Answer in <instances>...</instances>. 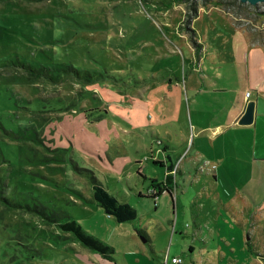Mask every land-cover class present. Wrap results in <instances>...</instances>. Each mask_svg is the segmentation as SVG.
Segmentation results:
<instances>
[{
    "label": "rangeland",
    "instance_id": "374dc122",
    "mask_svg": "<svg viewBox=\"0 0 264 264\" xmlns=\"http://www.w3.org/2000/svg\"><path fill=\"white\" fill-rule=\"evenodd\" d=\"M208 1L197 0L195 14L191 0H0V264H163L173 256L184 264H264V187L252 186L256 174L241 165L234 173V197L223 193L215 203L228 217L205 219L211 241L195 237V172L167 185L171 172L155 163L169 148H181L174 159L184 152L176 131L184 121L188 128V110L178 109L174 125L156 105L170 104V84L192 74L211 20L202 8L218 5L252 42L264 43V3ZM20 59L62 63L54 71L59 79L31 77ZM205 65L216 70L209 59ZM137 153L151 156L138 163ZM89 171L119 201L137 206L134 220L105 213ZM163 179L173 199L159 192ZM35 204L45 213L66 211L63 217L113 247V256L101 257L46 221ZM210 206L203 205L205 218Z\"/></svg>",
    "mask_w": 264,
    "mask_h": 264
},
{
    "label": "crops",
    "instance_id": "0c3cea01",
    "mask_svg": "<svg viewBox=\"0 0 264 264\" xmlns=\"http://www.w3.org/2000/svg\"><path fill=\"white\" fill-rule=\"evenodd\" d=\"M215 10L219 11L213 14ZM201 12H207L211 20L207 34L205 32L201 39L202 47L194 56L197 57V61L193 62L192 74L186 75L184 81L177 78L170 84L169 91L174 95L170 104L156 105L161 113L167 112L168 117L165 121L169 120L174 125L178 121L175 118L178 115V109L188 110V128L184 121V124L176 131V139L183 142L181 147L184 148V152L174 159L176 148L172 147L173 150L169 148L166 153H163L166 156L165 159L161 160L159 157L156 159L166 165L167 172H171L169 183L167 180L165 182L168 183L167 185H173L179 174L183 177L187 173L195 172V179L192 182L193 185L198 184V191L196 195L194 194L192 202L194 209L195 206L199 208L198 212H195L198 226L195 237L199 234L207 235L211 240L212 233L203 230L205 219L214 221L216 216H219L220 220L228 217L221 208L217 212L215 203L217 204L218 198L223 200V193L228 199L234 197L233 192L239 188L234 180L236 176L234 173L239 170L240 165L245 168L241 171H251L252 175L256 174L257 180L252 183L253 187H264V43L252 42L248 34L238 28L218 5L203 7ZM220 24L226 28V32L216 29ZM207 59L215 64L213 69L216 68V70L211 71L206 67ZM247 91H251L250 97L246 96ZM251 100L256 102L254 122L249 125L239 124ZM191 136L193 143L190 146ZM149 156L151 155L144 153L140 156L137 153L135 160L141 163L142 158ZM204 160L217 164V168L201 170L200 163ZM201 173L209 177L203 181L204 175ZM231 173L233 179H231ZM210 177H212L211 180L208 179ZM164 181L163 179L159 183ZM217 184L224 185L220 186L224 189L219 191ZM209 186L213 190L212 195L202 191V189L207 190ZM169 194H171L170 191ZM202 194L207 198L201 203L199 198H202ZM140 195H143L142 192ZM154 195L153 193L150 196ZM207 201L211 206L205 218L202 213L203 205ZM122 202L131 204L128 201ZM248 203L249 199L245 196L244 204L249 205ZM223 207L228 213L234 215L227 203H223ZM192 248L193 246H191L193 253Z\"/></svg>",
    "mask_w": 264,
    "mask_h": 264
},
{
    "label": "trees",
    "instance_id": "16d2710c",
    "mask_svg": "<svg viewBox=\"0 0 264 264\" xmlns=\"http://www.w3.org/2000/svg\"><path fill=\"white\" fill-rule=\"evenodd\" d=\"M187 0H184L186 2ZM189 1V0H188ZM209 1L208 0H203V5H207ZM189 7L195 12V14L198 13V2L197 0H191ZM193 17L192 15H189ZM263 44V43H262ZM18 66L26 69L29 71V74L31 77H34L36 79L38 78H45L49 79L51 81H57L59 78L54 75L55 70H59V68L62 66V63H56L52 66H45V65H39V66H34L30 62H24L23 60L17 61ZM70 66V65H68ZM69 68V67H68ZM70 71L76 73L79 76H83L85 73L84 71H79L74 68V66H70L69 68ZM155 163H163L162 161L155 160ZM201 169V168H200ZM172 170V169H171ZM202 170V169H201ZM92 176V187H93V196L94 199L97 201V204L103 208L105 213L109 215V217L115 219L117 222L124 223L128 222L131 220H134L137 217V208L134 207L133 205L129 203H123L120 202L113 194H111L107 188L102 184V182L93 174L92 171H89ZM153 183L156 182V179L152 180ZM161 190L159 191L162 193L164 190H169L167 187H163L162 183H159L158 185ZM154 185V188L158 187ZM156 195V194H155ZM8 201V200H7ZM8 204L10 206H23V203L20 204V202H10L8 201ZM26 205V204H25ZM41 205V204H40ZM27 208H33L30 205H26ZM42 207L46 208L42 204ZM44 208H40L38 204L34 205V210L39 211L40 214H42L45 218L46 221L48 222H54L58 224L60 229L66 232H72L75 235V238L79 240L84 246L98 252L100 256L102 257H112L114 253V248L111 247L108 244L103 243L96 237L88 234L82 226L76 221V219H69L70 217H63L62 215H67L66 211H63L64 213L61 214V212H52V213H45L43 210ZM69 216V215H67ZM61 218L64 219H69V220H62ZM145 235V233H144ZM9 246V245H8ZM34 251V250H33ZM34 254L44 256L45 254L41 253V251H34ZM115 264V262L113 263Z\"/></svg>",
    "mask_w": 264,
    "mask_h": 264
},
{
    "label": "water",
    "instance_id": "95a60500",
    "mask_svg": "<svg viewBox=\"0 0 264 264\" xmlns=\"http://www.w3.org/2000/svg\"><path fill=\"white\" fill-rule=\"evenodd\" d=\"M240 1L243 3H250L252 5H256L258 3H264V0H240ZM255 105H256L255 100H251L248 102L246 110L239 120V124L249 125L254 122Z\"/></svg>",
    "mask_w": 264,
    "mask_h": 264
},
{
    "label": "built area",
    "instance_id": "2783aa9c",
    "mask_svg": "<svg viewBox=\"0 0 264 264\" xmlns=\"http://www.w3.org/2000/svg\"><path fill=\"white\" fill-rule=\"evenodd\" d=\"M251 95V91H247L246 96L250 97ZM200 168L202 170H207V169H216L217 168V164L215 163H211L210 160H204L202 163H200ZM184 264V258L182 256H173L171 258H166V260L163 262V264Z\"/></svg>",
    "mask_w": 264,
    "mask_h": 264
}]
</instances>
